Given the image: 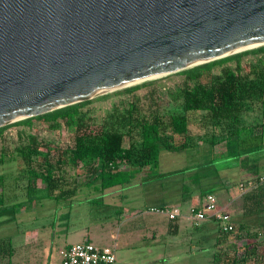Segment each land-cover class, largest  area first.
Here are the masks:
<instances>
[{
  "label": "rangeland",
  "instance_id": "374dc122",
  "mask_svg": "<svg viewBox=\"0 0 264 264\" xmlns=\"http://www.w3.org/2000/svg\"><path fill=\"white\" fill-rule=\"evenodd\" d=\"M225 65L238 70L241 76L252 80L255 85V92L244 101L239 121L233 123L224 119L212 120L206 109L190 114L188 133L176 134L171 141L174 145L185 143L188 146L186 154L170 157L169 165L192 166L211 158L235 155L238 152L235 143L227 142L233 141L229 139L234 135L232 132L241 125L259 128L260 123L264 122L258 100L264 94L262 54L244 56L238 69L234 62ZM221 69L219 65L214 66L198 80L185 79L178 74L180 70L171 72L145 80L152 82L137 90L134 95L120 92V89L125 88L122 87L105 93L106 95L93 97L92 102L82 110L92 125H98L114 109L124 110L131 102L136 103L141 112L180 111L181 99L176 97L177 91L196 83L209 85L211 77L220 74ZM19 133H31L43 144L30 164L31 168L37 170L45 165L46 159L65 156L73 145V129L64 124L51 128L44 120L34 119L29 127H9L0 140V151H11L15 145L23 142L24 136L20 138ZM124 144H129L127 136ZM17 159L14 162L5 158L0 163V171L8 174L5 185L7 203L0 208V239L8 238L12 248L10 255L5 250L0 254V264H45L48 263L50 253L53 254L54 261L59 262L60 248L85 239L97 245L116 243L115 264H264V191L259 192L262 199L258 211L247 214L243 207V192L237 187L238 184L230 185L223 178L224 186L212 190L217 209L222 213L228 212L236 229L219 248L216 244L219 223L210 217L198 224L190 219L191 209L202 205L203 195L197 190L190 196L196 197L192 207L190 200L180 204V213L183 214L180 225L181 228H187L173 239L172 232L167 229L166 212L149 210L150 207L157 206L156 199L147 193L150 186H143L140 190L139 187L128 188L123 192L125 196L122 199L118 193H114L105 197L104 203H93L91 200L99 191L94 188L95 181H90L93 177L92 168L99 161L86 159L76 168L64 164L61 170L57 169L56 174H62L68 182L74 184L77 191L71 200H56L47 196L45 184L39 178L29 176L26 165ZM259 164L264 170V156H260ZM233 174L235 176V171ZM144 176V173H140L138 180ZM189 184L192 189L196 188V184ZM144 204L150 207L142 210ZM118 209H121L120 215L117 214ZM174 242L179 243L182 248L180 259L175 258L176 260L174 256L178 253L172 247ZM253 248V255L247 254Z\"/></svg>",
  "mask_w": 264,
  "mask_h": 264
},
{
  "label": "water",
  "instance_id": "95a60500",
  "mask_svg": "<svg viewBox=\"0 0 264 264\" xmlns=\"http://www.w3.org/2000/svg\"><path fill=\"white\" fill-rule=\"evenodd\" d=\"M264 44V0H0V126Z\"/></svg>",
  "mask_w": 264,
  "mask_h": 264
},
{
  "label": "trees",
  "instance_id": "16d2710c",
  "mask_svg": "<svg viewBox=\"0 0 264 264\" xmlns=\"http://www.w3.org/2000/svg\"><path fill=\"white\" fill-rule=\"evenodd\" d=\"M253 53H261L264 62L263 44L178 71V74L183 75L187 80H198L214 66L219 65L222 68L220 74L211 77L209 85L196 83L177 91L176 97L181 99L180 111L141 112L138 105L131 102L124 110L114 109L98 125H92L87 121L82 110L93 100L87 99L0 126V140L9 127L14 125L29 127L34 119L44 120L51 128L64 124L74 132L73 145L68 153L56 159H46L45 165L43 167L41 165L39 170L31 168L30 164L34 154L43 144L31 133L23 135L19 133L20 138L24 136V140L13 147L11 150L13 153L2 149L0 163H3L5 158L14 162L19 158L24 166L26 165L28 175L39 178L45 184L48 197L56 200H71L77 189L62 174H56L57 169L61 170L64 164L76 168L86 159L98 160V165L92 168L93 177L90 181L91 183L95 181L94 188L99 191L91 202L98 205L104 203L105 197L114 193H118L122 199L125 196L123 192L132 187H139L140 190L143 186H150L151 189L147 193L152 196L151 198L156 199L157 206L154 207L165 208V204L190 197L195 190L203 196L212 193L213 189L224 186L223 178H226L230 185L255 182L264 174L259 164L260 156H264V122L260 123L259 128L241 125L232 132L234 135L229 139L233 141L227 142L235 143L238 150L235 155L211 158L192 166L169 165L170 157L186 154L188 146L185 143L174 145L171 141L176 134L188 133L190 114L206 109L207 115L212 120L224 119L233 123L239 121V114L245 106L244 101L255 92V85L252 80L241 76L238 70H233L225 64L234 62L238 69L242 58ZM151 82L143 81L120 89V92L134 95L137 90ZM137 99L136 96V101ZM258 100L260 115L264 119L263 93ZM125 136L129 139L128 145L124 144ZM223 170L226 171L222 172ZM234 171L235 176H233ZM140 173H144L145 176L138 180ZM7 175L6 172L0 171V208L7 203L8 194L5 191ZM189 182L196 184V188L192 189ZM260 191L264 190L250 188L243 192L245 213L253 214L258 211L262 199ZM144 205L142 210L150 207ZM121 213V209H118L117 214ZM210 218L219 223L216 244L220 248L235 231L224 229L219 220ZM176 220L177 218H168V231L176 230ZM230 222L234 225L232 219ZM4 250L11 254L12 248L8 238L0 239V254ZM248 253L253 255L254 248L247 251Z\"/></svg>",
  "mask_w": 264,
  "mask_h": 264
},
{
  "label": "built area",
  "instance_id": "2783aa9c",
  "mask_svg": "<svg viewBox=\"0 0 264 264\" xmlns=\"http://www.w3.org/2000/svg\"><path fill=\"white\" fill-rule=\"evenodd\" d=\"M238 187L242 192L250 188H259L264 190V174L257 181L248 183H239ZM152 212H166L169 219H175L179 215L178 208L173 207H151ZM193 223L198 224L207 217H213L221 222L224 229L236 231L235 226L230 222V216L227 212L222 213L217 209L216 199L212 193L205 195L201 206L191 209L189 214ZM115 245L100 246L88 239L82 242L67 244L58 250L59 264H115L116 254Z\"/></svg>",
  "mask_w": 264,
  "mask_h": 264
},
{
  "label": "crops",
  "instance_id": "0c3cea01",
  "mask_svg": "<svg viewBox=\"0 0 264 264\" xmlns=\"http://www.w3.org/2000/svg\"><path fill=\"white\" fill-rule=\"evenodd\" d=\"M237 187H238V185H237ZM239 188V187H238ZM204 197L205 196H203V198H202V200H201V204L203 203V201H204ZM185 200H190L189 201V203H190V207H192V205L193 204H195V200H196V197H187V198H185V199H183V200H178V201H174V202H170V203H168V204H165L166 206L165 207H170V208H173V207H176V208H178V211H179V215L177 216V220H176V223H177V228H176V230L175 229H173L172 230V238L173 239H175V237H178V234L182 231V230H184L185 228H187V227H184V228H181V225H180V217L183 215L182 213H180V209L182 208V207H180V204L182 203L183 204V201H185ZM195 201V202H194ZM181 204V205H182ZM228 213V212H227ZM111 238H113V235H111ZM177 242H179V241H177ZM177 242H174V244H173V248H175V249H177V252L176 253H178L176 256H174V259L175 258H177V259H180L179 257H180V253L182 252V248H180V244L179 243H177ZM93 243H95V242H93ZM116 243H114L113 245H115ZM104 245H106V244H102V245H100V246H104ZM107 245H110V244H107ZM57 259V258H56ZM176 260V259H175ZM45 264H59V262H57L56 260L54 261V257H53V254H49V260H48V263H45Z\"/></svg>",
  "mask_w": 264,
  "mask_h": 264
}]
</instances>
